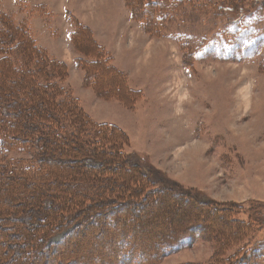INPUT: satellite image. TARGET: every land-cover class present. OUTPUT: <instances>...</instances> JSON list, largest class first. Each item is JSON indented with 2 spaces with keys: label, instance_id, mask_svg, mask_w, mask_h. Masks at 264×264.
Wrapping results in <instances>:
<instances>
[{
  "label": "rangeland",
  "instance_id": "1",
  "mask_svg": "<svg viewBox=\"0 0 264 264\" xmlns=\"http://www.w3.org/2000/svg\"><path fill=\"white\" fill-rule=\"evenodd\" d=\"M126 1L0 0L2 25L25 31L28 44L21 43L15 54L14 48L0 54L10 64L0 65L3 93L24 90L29 78L39 90L55 86L56 93L45 90L53 103L67 99L83 131H91H77L65 115H53L54 125L35 118L31 126L39 141L31 143L33 149L0 148V159L40 163L42 140L54 133L60 144L45 156L60 171L52 174L58 186L80 176L84 189L77 192L94 193L90 184L98 177H91L85 163L97 158L104 170L94 175L102 174L110 190L105 198L112 200L97 211L109 208L115 221L134 218L129 222L139 227L140 244L161 241L153 264H264V0H182L156 23L155 32L131 18ZM98 58V65L119 74L118 92L104 94L91 81L98 71L91 63ZM59 63L65 66L61 71ZM2 103L8 114H23V105L12 110L7 99ZM101 125L118 131L110 137ZM66 137L71 149L73 137L87 155L69 151ZM68 164L72 168H63ZM127 191L137 197L124 196ZM113 204L125 208L115 210ZM90 218L77 227L73 242L94 253L113 226L108 221L105 237L93 240L86 236L95 235L103 221L95 212ZM75 229L52 234L48 243L68 240ZM99 248L105 255L115 252Z\"/></svg>",
  "mask_w": 264,
  "mask_h": 264
},
{
  "label": "trees",
  "instance_id": "2",
  "mask_svg": "<svg viewBox=\"0 0 264 264\" xmlns=\"http://www.w3.org/2000/svg\"><path fill=\"white\" fill-rule=\"evenodd\" d=\"M178 2H182V0H129V2L126 1L128 3L126 5L130 7L132 19L137 21L146 32L147 30L155 32L157 31L155 28L156 23L163 22L168 16L169 10L172 9L173 4ZM3 20L5 18L1 17L0 54L6 55L8 50L12 48H14L13 53L15 54L17 48L21 47V43L25 45V39L21 35L24 34L26 36V33L21 29H18L20 33H16L17 31L11 30L10 25H7L6 28L2 25ZM4 33L6 35H3ZM76 35L77 30L75 29L70 36L71 42L74 41ZM14 36L18 39H14ZM11 39H14L15 44H11L6 49L5 45L9 44L7 40ZM26 48L28 50V47ZM98 62H100V59L91 63L96 65L98 69V71L94 72L95 75L91 77V81L97 86L95 87L103 91L104 94L106 92L114 93L121 90L122 81L119 79V74L110 72L109 67L106 69L105 67H101L98 65ZM79 64L80 62H76L77 66ZM0 65L2 67L10 66L6 59L0 60ZM56 66L59 68L58 71L63 70V67H65L62 63L56 64ZM1 73L3 74V68L0 66V81L2 77ZM17 81H19V76L14 83L15 86H17ZM25 82L27 83L26 88L23 90L16 87L12 95L3 93L0 85V148L6 151L30 152L33 149L31 143L34 144L39 141L36 137L37 130L35 126H31V123L35 122V118L37 120V118L46 117L54 125L53 115L55 114L56 116L61 115L64 118L65 116L72 118L75 121L77 131L84 132V134L91 133L89 130L83 131V120L80 114L76 112L75 106L68 102L67 99H62L63 102L58 105L53 103L52 96H48L45 90L49 88L56 93L55 89H53L55 86L47 85L39 90V85H36L34 79L29 78ZM3 99L8 100V107L12 108V110L23 105V114L19 116L18 111L14 110L13 113L8 114L7 109L9 108L3 105ZM61 109H63L62 112L64 114L60 111ZM54 122L57 126L58 119ZM101 127L104 128L105 125H101ZM108 128L111 130L108 136L111 137L113 129H117L113 126ZM97 133L102 134V131H98ZM51 135L53 136L50 137V134H47L42 140L41 150L44 149L45 153L43 152L39 156L40 163L38 161L37 163L25 160L7 162L0 159V264H78V261L79 264H153L154 260L160 258L161 241L153 244L149 243L148 247L143 241V244H140L138 243V235L136 233L139 227L136 228L133 226V223L129 222V220L135 222L134 218H130L129 220L117 218L115 221L112 214L109 213L112 212L109 208L97 211L98 208L106 207L107 203L110 204L112 202L109 198H105L104 192L107 189L104 186V177H101L102 174L94 175L96 172L104 170L103 166L100 167L98 164L100 162L97 158L91 157L85 163L87 168L90 169L91 177L94 180L98 177L95 182L90 184L94 193L80 195L77 192L84 189L85 180L80 176H76L74 180H71L75 182L65 181L63 182V187L58 186L57 181H55L56 178L52 174L53 171H60H58L51 161L47 162L45 156L46 152L52 148V144L55 146L60 144L57 140L59 137L55 138L54 133ZM64 139H66V144L68 145V138ZM70 141H73V147L71 149L68 145L69 151L74 148L76 152L80 150L84 156L87 155L82 150L83 146L78 144L76 139L70 137ZM60 158L61 152L56 159L61 160ZM34 160H37V156ZM69 167L72 168L69 164L68 166L64 165L63 168ZM132 167L135 168L136 166L132 164ZM117 168L119 167L114 166L113 171H117ZM109 170H112V168H109ZM73 176L75 175H72L70 179ZM50 177L53 178L52 182L49 180ZM74 183L79 185L81 189L79 187L76 188ZM110 187L114 189V186L110 185ZM159 192L161 193L162 191ZM84 193L87 194L86 192ZM150 194L153 195V193ZM123 195H128L130 199L137 197L133 191H127ZM92 197L94 198L92 199ZM117 198L120 201L122 195H117ZM145 198L141 200H145ZM53 200H55L56 204L52 202ZM85 201H88V204ZM73 202H75L72 204L73 207H70L69 204ZM133 205L143 210L142 203H135ZM118 208H125V206L115 205L112 207L115 210ZM64 211L67 214H59ZM144 211H147V209H144ZM94 212L99 217V220L103 221V225L100 229H97L95 235L89 233L86 237H90L93 240H100L102 237H105V230L111 229L109 228L108 221H110L113 228L110 236L106 237L100 243V246L94 249L95 252L93 253L89 252V249L80 248L77 243H74L73 241L76 237L73 235L77 236L78 226L83 228L87 223H91L92 218L88 219V215ZM209 224L212 226L214 223L211 221ZM107 225L109 226L108 228ZM72 226H75L76 229L72 232V235L68 236V240L63 239L58 244L48 243L52 234L65 231L68 227ZM170 232H173V234H169L171 239H173L172 236L176 231L171 230ZM103 245L115 252L110 256L109 254L105 255L104 248H99ZM83 249L86 251H83ZM92 254H94L93 257Z\"/></svg>",
  "mask_w": 264,
  "mask_h": 264
},
{
  "label": "crops",
  "instance_id": "3",
  "mask_svg": "<svg viewBox=\"0 0 264 264\" xmlns=\"http://www.w3.org/2000/svg\"><path fill=\"white\" fill-rule=\"evenodd\" d=\"M68 42H70L69 39H68ZM55 57H56V56H55ZM56 58H58V57H56ZM58 59H59V58H58Z\"/></svg>",
  "mask_w": 264,
  "mask_h": 264
},
{
  "label": "bare ground",
  "instance_id": "4",
  "mask_svg": "<svg viewBox=\"0 0 264 264\" xmlns=\"http://www.w3.org/2000/svg\"><path fill=\"white\" fill-rule=\"evenodd\" d=\"M262 136V135H261Z\"/></svg>",
  "mask_w": 264,
  "mask_h": 264
}]
</instances>
